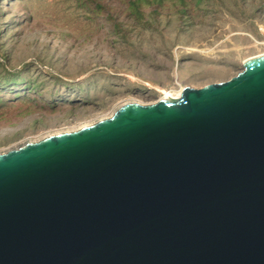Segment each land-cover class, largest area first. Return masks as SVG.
<instances>
[{
  "label": "water",
  "instance_id": "1",
  "mask_svg": "<svg viewBox=\"0 0 264 264\" xmlns=\"http://www.w3.org/2000/svg\"><path fill=\"white\" fill-rule=\"evenodd\" d=\"M243 65L0 153V264H264V54Z\"/></svg>",
  "mask_w": 264,
  "mask_h": 264
},
{
  "label": "rangeland",
  "instance_id": "2",
  "mask_svg": "<svg viewBox=\"0 0 264 264\" xmlns=\"http://www.w3.org/2000/svg\"><path fill=\"white\" fill-rule=\"evenodd\" d=\"M259 54L264 0H0V153Z\"/></svg>",
  "mask_w": 264,
  "mask_h": 264
},
{
  "label": "bare ground",
  "instance_id": "3",
  "mask_svg": "<svg viewBox=\"0 0 264 264\" xmlns=\"http://www.w3.org/2000/svg\"><path fill=\"white\" fill-rule=\"evenodd\" d=\"M181 91H179V92H175V93H173V94H171L173 97H178V96H180L181 94Z\"/></svg>",
  "mask_w": 264,
  "mask_h": 264
}]
</instances>
